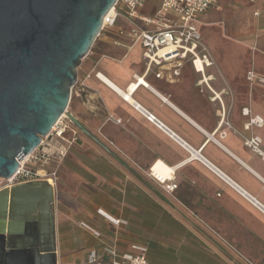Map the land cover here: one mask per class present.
<instances>
[{"label":"crops","instance_id":"obj_1","mask_svg":"<svg viewBox=\"0 0 264 264\" xmlns=\"http://www.w3.org/2000/svg\"><path fill=\"white\" fill-rule=\"evenodd\" d=\"M222 19L215 8L201 15L202 42L213 61L220 52V71L238 74V87H245L246 67L264 76V0H238V43L221 35ZM128 39L95 50L77 71L74 115L97 141L90 137L92 143L80 146L67 160L73 176L65 171L56 183L60 263L108 264L106 247L124 253L142 245L149 264H264V160L243 143L250 135L264 143V124L244 129L246 117L237 105L264 120V90L255 82L250 102L235 94L227 113L226 93L220 94L223 105L212 99L190 63L173 80L157 78L155 67L146 69L140 45ZM99 73L122 91L134 83L131 97L142 111ZM139 77L147 86L136 85ZM213 81L216 92L225 89L216 90ZM157 160L173 167L177 188L171 193L147 174Z\"/></svg>","mask_w":264,"mask_h":264},{"label":"water","instance_id":"obj_2","mask_svg":"<svg viewBox=\"0 0 264 264\" xmlns=\"http://www.w3.org/2000/svg\"><path fill=\"white\" fill-rule=\"evenodd\" d=\"M116 0H0V177L64 114L77 67ZM54 185L45 179L0 189V264H57Z\"/></svg>","mask_w":264,"mask_h":264},{"label":"built area","instance_id":"obj_3","mask_svg":"<svg viewBox=\"0 0 264 264\" xmlns=\"http://www.w3.org/2000/svg\"><path fill=\"white\" fill-rule=\"evenodd\" d=\"M220 1L224 0H160L159 7L154 14L148 16L141 12L147 0H116L103 18L101 31L113 28L120 17L128 20L130 29L127 32V37L132 44L140 45V56L147 70L155 67L157 78L166 77L173 80L180 75L181 67L188 62L200 75L197 84L204 85L212 93V99L217 98L223 105L220 94L226 93V90L222 89L220 92H216L209 83L214 80V75L207 71L214 66V61L208 48L202 42V34L198 29L201 15L208 9L215 8ZM244 1L253 4L258 0ZM254 15H259V11H255ZM247 79L264 80L253 71L247 73ZM138 81L137 79V85H139ZM143 84L147 86V83ZM134 107L139 109L138 104ZM144 114L148 120L154 122V117L151 114ZM241 114L246 117L243 124L246 130L253 126L259 128L264 124L263 118L260 115H252L249 107H242ZM62 118L56 121L50 133L56 131ZM157 124L160 126L159 123ZM225 134L223 131L220 135L223 137ZM47 136L42 137L39 145L18 162L16 170L7 178L9 184L6 187L40 179L51 180V184H55L56 171L48 168L52 153L45 144ZM243 143L264 160V143L259 136H247ZM147 174L157 183L163 185L167 193H171L177 188V184L172 182L174 177L163 181L153 173L152 166L148 168ZM168 181L169 183H167ZM113 222L117 223L118 221ZM132 249L134 252L120 253L113 246L106 247L109 264H149L147 247L132 245ZM94 260H96V254L92 251L90 261Z\"/></svg>","mask_w":264,"mask_h":264},{"label":"rangeland","instance_id":"obj_4","mask_svg":"<svg viewBox=\"0 0 264 264\" xmlns=\"http://www.w3.org/2000/svg\"><path fill=\"white\" fill-rule=\"evenodd\" d=\"M156 1L158 0H147L145 8H143V11L141 10L139 11H141L144 14H149V11L145 9L151 6L153 8ZM215 9L216 11L223 13L226 19V20L222 19L219 22V24L221 25V29H222L221 35L224 37V39H226L227 41L231 43H238V36H237L238 0L220 1L219 4L215 7ZM128 22H129L128 20H125L124 18L120 17L116 25L111 29V31L110 30L108 31L107 29L100 31V34L96 37V39L92 43V46L90 47L89 51L81 59V62L79 66L77 67V71L80 69L81 64L86 62L93 55V52L95 50H100V51L107 50L109 47V44L113 42V39L128 43L127 32L130 29V27L127 25ZM227 24L229 28L225 29L224 26H227ZM105 36L107 38H105ZM227 50H229V52L231 51L233 52L235 49L234 47H231L230 49L228 48ZM219 53L220 52H218V54L216 53V55H218V56H215L216 61L214 59L213 68L216 70L215 71L216 73L214 74V81L212 84L216 90L225 88L226 90L225 95L227 96V99H228V102L227 104H225V106H226V112L229 113L231 106H232V98L235 94L237 96L238 95L247 96L250 102V96H251L253 85H257L255 84V82H257L260 85V87L264 90V80H259V79L248 80L247 73L249 71H253V69L252 68L248 69V67H246L244 79L247 83V86L238 87V79H239L238 74H234L231 76L228 74L227 75L223 74L220 71V68H219L220 63H218L217 60L218 59L220 60L222 56L220 57ZM257 76L264 79V76L262 75L258 74ZM76 85H77V82L74 84L72 88L71 97H70L68 107H67V109L70 112H72V114H74V110H75ZM237 105H238V111H240L242 104L238 103ZM226 123H228L227 120H226ZM85 143H92L91 138L87 136L86 134H84L82 131H80L69 119H67V117H63L56 131H52L50 135L46 137L45 144L48 146V148L50 149V152L52 153L51 161L48 165V168L56 171V180H55L54 188L56 187V183L58 179L60 178V176L66 175L65 171L70 172V175L73 176L72 173H74V168L68 164L67 160L72 159L74 157V154L78 153L77 150L80 148V146ZM8 184L9 182L7 181V178L0 177V189L6 187ZM232 250L238 253V248L232 249ZM56 258H57V264H61L60 263L61 260L57 253H56ZM108 264H109V259H108Z\"/></svg>","mask_w":264,"mask_h":264},{"label":"bare ground","instance_id":"obj_5","mask_svg":"<svg viewBox=\"0 0 264 264\" xmlns=\"http://www.w3.org/2000/svg\"><path fill=\"white\" fill-rule=\"evenodd\" d=\"M98 77L102 81H104L105 83H107L108 85L113 87L116 91H118V93H120L124 99H126L130 103L136 105L134 100L131 97L132 91L135 88V84L134 83L129 86L127 91H122L108 77H106L103 73H99ZM139 81H140V83H143L144 80L141 77H139ZM62 117H66V115L63 114L60 118H62ZM21 160H23V159H21ZM152 170H153V173H155L156 176L161 178L163 181H166L167 179H172L173 178V176H172L173 171H174L173 167H170L169 165L164 163L162 160H157L156 162H154L153 165H152ZM48 182L51 183V180H48ZM52 183H53V181H52Z\"/></svg>","mask_w":264,"mask_h":264},{"label":"trees","instance_id":"obj_6","mask_svg":"<svg viewBox=\"0 0 264 264\" xmlns=\"http://www.w3.org/2000/svg\"><path fill=\"white\" fill-rule=\"evenodd\" d=\"M143 11V10H142Z\"/></svg>","mask_w":264,"mask_h":264}]
</instances>
